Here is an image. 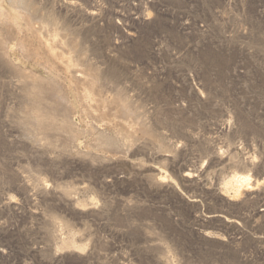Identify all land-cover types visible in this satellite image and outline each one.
<instances>
[{
  "label": "rangeland",
  "instance_id": "rangeland-1",
  "mask_svg": "<svg viewBox=\"0 0 264 264\" xmlns=\"http://www.w3.org/2000/svg\"><path fill=\"white\" fill-rule=\"evenodd\" d=\"M226 2L0 0V264H264L263 186L222 197L264 181V0Z\"/></svg>",
  "mask_w": 264,
  "mask_h": 264
},
{
  "label": "bare ground",
  "instance_id": "bare-ground-1",
  "mask_svg": "<svg viewBox=\"0 0 264 264\" xmlns=\"http://www.w3.org/2000/svg\"><path fill=\"white\" fill-rule=\"evenodd\" d=\"M166 3V2H165ZM164 3V4H165ZM74 2L72 3V2H70L69 3V5H71V6H74ZM141 4H142V2H141ZM144 4H145V2H144ZM179 4V3H178ZM158 5V4H157ZM179 5H181V4H179ZM137 6H139V5H137ZM155 6H156V4H155ZM173 6V5H172ZM159 7H160V5H159ZM180 7V6H179ZM181 7H183V6H181ZM141 8H143L142 6H140V9ZM176 8V7H175ZM140 9H139V11H140ZM147 10H145V11H143L142 12V18L145 20H148L149 18H150V14H145V12H146ZM145 14V15H144ZM89 15H94V13H90ZM96 15V14H95ZM185 15V14H184ZM152 16V15H151ZM145 22V21H144ZM146 23V22H145ZM151 23V22H150ZM153 26H157V27H159L156 23H153L152 24ZM181 27V26H180ZM244 28V27H243ZM182 29V28H181ZM239 29L240 28H238V31H239ZM233 32V36H235L234 35V32L235 31H232ZM236 32H237V29H236ZM240 32V31H239ZM246 32V31H245ZM244 32V33H245ZM221 33V32H220ZM219 33V34H220ZM229 33V32H228ZM231 33V32H230ZM243 32L241 31V33L240 34H242ZM243 33V34H244ZM217 34V33H216ZM215 34V35H216ZM221 35V34H220ZM230 35V34H229ZM245 35V34H244ZM131 36V35H130ZM175 36V35H174ZM183 36V35H182ZM175 37H178V36H175ZM216 37V36H215ZM230 37V36H229ZM182 38H184V37H182ZM234 38V37H233ZM235 38H236V36H235ZM132 39V38H131ZM185 39V38H184ZM220 39H223V38H220ZM177 39H175V41H176ZM179 41V40H178ZM191 41V40H190ZM218 41H220V40H216V43L218 42ZM222 41V43H223V40H221ZM220 41V42H221ZM235 44V43H234ZM186 45V44H185ZM222 45V44H221ZM26 47V46H25ZM214 47H216V46H214ZM219 47V46H218ZM221 47V46H220ZM213 49V48H212ZM215 49H217V48H215ZM28 51H30L29 49H28ZM215 51V50H214ZM188 53V52H187ZM36 54V53H35ZM34 54V55H35ZM29 55V54H28ZM32 58V57H31ZM191 80V82L192 83H194L195 85L197 84L196 83V79L195 78H191L190 79ZM198 82V81H197ZM86 83V82H85ZM87 84V83H86ZM89 84H93V83H90L89 82ZM92 86V85H91ZM94 86V85H93ZM198 87V86H197ZM84 89V88H83ZM86 89V91L85 90H83L82 92L84 93V96L83 97H85L84 99H86L85 101H87V103H88V101H90L91 100V102H92V100L94 99V96H93V94H92V91H89L88 90V88H85ZM198 90V89H197ZM196 90V91H197ZM83 99V100H84ZM94 101V100H93ZM36 116V115H35ZM118 128V127H117ZM127 142V141H126ZM125 143V142H124ZM115 156V155H114ZM249 172V171H248ZM264 179V178H263ZM194 180H196V178H195V176L193 175V173H190V172H186V173H184L183 175H182V182H184V183H187V184H191V183H193V181ZM261 186H263V183H262V181L260 180V179H257V178H255L254 179V176L251 174V173H245V174H240V173H235L232 177H231V179L225 184V186H224V188L222 189L223 190V193H222V197H224V198H228V200L230 201V202H236V201H238L239 199H242V197L243 196H246V195H243L244 193H248V192H251V193H253V192H255V191H258L259 189H260V187ZM260 191V190H259ZM258 191V192H259ZM249 198V197H248ZM243 199H245V198H243ZM242 199V200H243ZM249 201V200H248ZM247 202V201H246ZM244 203V202H243ZM252 203V202H251ZM247 204V203H246ZM255 214V213H254ZM257 216V215H256ZM255 216V217H256ZM255 217H253V218H255ZM213 218V220H215V222L217 223V222H220L221 221V219H222V217L221 216H218V217H212ZM259 220V219H258ZM250 221V220H249ZM226 222L228 223V224H236L237 226H238V223L239 222H237L236 220L235 221H231V220H229L228 219V221L226 220ZM257 222H259V221H257ZM240 225V224H239ZM238 234V233H237ZM237 234H235L236 236H237ZM15 248V247H14ZM12 249H13V247H12ZM263 251V250H262ZM4 254L5 253H7L6 251H2Z\"/></svg>",
  "mask_w": 264,
  "mask_h": 264
},
{
  "label": "built area",
  "instance_id": "built-area-1",
  "mask_svg": "<svg viewBox=\"0 0 264 264\" xmlns=\"http://www.w3.org/2000/svg\"><path fill=\"white\" fill-rule=\"evenodd\" d=\"M210 1L211 0H205V2H208V3H210ZM234 4H235L234 0H227V2H226V6L229 9ZM209 7H210V11L213 13L214 16H217L220 14V11L218 10V8L215 5L211 6L209 4ZM203 19H205V18H203ZM195 23H196L195 30L200 34L201 40H202L201 49H206V48H209V47L216 45V39H215V35H214V32H216L215 22L213 24V21H209L206 19V20L196 21ZM262 183H263V191H264V181H262ZM259 211L261 213L260 215L264 216V201H263L262 205L260 206ZM261 255H262V253H261Z\"/></svg>",
  "mask_w": 264,
  "mask_h": 264
}]
</instances>
